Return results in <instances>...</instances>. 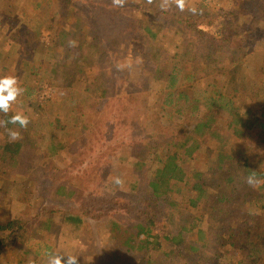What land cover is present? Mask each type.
<instances>
[{
    "label": "rangeland",
    "instance_id": "rangeland-1",
    "mask_svg": "<svg viewBox=\"0 0 264 264\" xmlns=\"http://www.w3.org/2000/svg\"><path fill=\"white\" fill-rule=\"evenodd\" d=\"M199 1L185 0L184 10L187 11ZM217 1L218 11H231V18L239 26L264 31V0ZM74 3L76 10L73 6L67 14L65 12L61 15L56 0H0V78L6 76L16 78L17 86L23 91L10 104L9 109L24 114L30 121L27 128L22 129V142L17 148L19 166L5 177L8 189H4L5 192L0 191V234L8 230L14 231L23 226L26 220L29 221V225L21 229V235L24 234L25 239L22 240V244L29 247V251L19 255L21 245L15 243L17 240L14 242L10 240L9 247L4 248L0 254V264H16L18 256L21 264L32 263L33 249L39 242L41 245L50 244L53 254L78 256L79 264H148L147 260L154 261L153 264H165L167 260L162 254V249L169 248L165 242L160 250L131 251L129 260L115 261L113 253L115 241L110 238L106 229V222L110 219L106 209L117 205L118 200L125 202L130 199L127 201L129 203L139 200L135 196L137 188L132 180L136 175L133 170L139 172L142 169L136 168L133 163L138 160L150 162L148 146L154 141L152 135L156 128L152 124L167 125L173 120L169 121L168 114L159 110V103L154 94L157 86L152 85L153 81L146 76L136 78L135 70L130 68V64H126L127 56L130 53H144L137 54L139 56L135 55L137 57L131 59L143 71L150 57L164 51L172 52L175 50L172 46L176 47L179 36L184 40L185 34L174 33L172 26L163 25L160 20L154 18L151 11L142 8L141 4L133 7L124 4L120 7L114 5L113 0H75ZM150 19H153L151 24L158 33L156 38L158 45L142 29L143 24ZM35 23L41 24L39 35L41 45L39 44L37 51H32L31 54L30 51H25L22 59L12 47V38L19 25L34 27ZM56 28L70 32L68 41L74 42L70 49L62 46L56 49L48 48ZM98 32L101 36L98 42H95L94 36ZM90 38V45L86 42V47L81 50L83 60L76 59L75 53L79 52L85 39L87 41ZM143 44L148 48L145 49ZM161 46L165 47L163 52ZM100 47L103 48L101 54L96 51ZM22 48L19 49L20 52ZM100 63L101 68H98ZM246 63L250 67L244 70L242 79L237 73L233 78L229 77L226 71L224 76L229 77L230 82L223 77L218 80L221 83L227 82L230 87L237 83L246 89L248 84L253 82L254 72L264 67V47L249 46ZM150 64L148 63V67L151 70L153 66ZM116 66L120 77L112 78L110 77L112 69L117 68ZM224 67L229 69L231 65L225 64ZM194 70L199 77V69L194 67ZM133 74L135 75L132 77ZM127 77L131 80H122ZM100 79H106L104 81L110 88L109 93H112L110 83H113L114 92L121 95V101L126 102L123 125L117 122L110 124V115L118 114L124 107H111L113 98L108 94L104 98L98 97L101 93V87L97 86ZM148 83L150 85L146 87ZM25 85L33 87L35 92L27 96L24 91ZM43 85L50 92L46 100H42L46 96L42 93ZM141 89L145 94L136 93ZM136 95L138 97L134 99ZM56 99L59 101L58 104L52 102ZM130 106L136 108L132 109L134 113L130 112ZM112 108L114 110H111ZM137 116L140 118L139 122ZM76 119L77 121H74ZM219 127L218 123L216 128ZM257 131L260 133L245 137L246 142H254L252 161L256 165L258 158L264 157V146H256L259 141L264 143V130ZM49 138H54L56 144L64 145V148L51 159L54 167L62 169L71 162L78 161L77 167L66 171V181L74 191H78L73 198L55 195L64 175H57L55 179L48 165L43 163ZM102 142H105L104 150L99 148ZM232 142L229 138L226 139L223 148L231 155L237 145V143L232 145ZM238 144L237 150L241 151L245 145ZM221 150L219 143H205L190 165L201 170L209 167L216 169L214 158ZM225 173L226 171L222 172V177ZM117 177L123 181L121 185L114 183ZM219 180L214 175H208V182L211 184ZM177 185L181 186L185 197L192 193L190 184L177 182ZM119 188L125 189L128 195L122 192L121 195L110 197L109 190L113 193ZM78 203L85 206L88 204V213H91L89 206L92 213H96L97 207L106 209L99 212L98 218L94 216L92 218L88 213L82 214L80 223L75 225V222L65 220L64 213L73 212ZM119 205L116 207L119 208ZM41 206H46L45 210L54 208L51 211L50 226L42 221L50 214L39 215L37 219H33V214ZM134 207L133 205L129 209L119 208L120 213H116L117 219L127 221L125 225L134 223L136 218L131 215ZM207 209V204H200L193 209L188 206L178 207V210L176 208L175 222L191 228L188 234L190 241L198 239L197 229L208 224L204 222L206 217L209 219ZM249 209L250 205L246 204L243 209L240 207L236 209L235 214L246 219V210ZM193 222L195 224H192ZM250 225L246 223V227L252 228V236L257 237L260 228L257 225ZM15 234L16 237L20 235ZM198 245L199 252L205 256L214 257V249H222L220 243L209 237L207 240L198 241ZM47 262L48 257L40 254L35 257L32 264H48Z\"/></svg>",
    "mask_w": 264,
    "mask_h": 264
},
{
    "label": "trees",
    "instance_id": "trees-1",
    "mask_svg": "<svg viewBox=\"0 0 264 264\" xmlns=\"http://www.w3.org/2000/svg\"><path fill=\"white\" fill-rule=\"evenodd\" d=\"M56 1L59 4L58 12L61 15L65 12L67 14L73 6L76 10L75 0ZM125 4L129 7L141 4L142 8L151 11L154 18L160 20L163 25L172 26L174 33L185 34L184 40L178 35V43L176 47L172 46V49H175L172 52H163L165 47L161 46L163 53H156L150 57L148 63L153 66L151 70L148 63L142 71L131 60L144 53H137L139 55L130 53L126 62L130 64V68L135 70L136 78L146 76L153 81L152 85L157 86L154 94L159 103V110L168 114L169 121L173 120L167 125L152 124L156 128L152 135L154 141L148 146L151 154L150 162L138 160L133 163L136 168L142 169L139 172L133 170L136 175L132 180L137 188L135 196L139 200L131 203L127 202L130 199L125 202L118 200L119 208L129 209L135 206L131 213L132 217L136 218L134 223L125 225L127 221L117 219L116 213H120L117 205L110 209L97 207L96 213H92L89 206L91 213H88V204L85 206L80 203L73 212L64 213L65 220L75 222L77 225L81 221L82 214L88 213L90 217L98 218L99 212L106 209L110 217L106 222V229L110 238L115 241L113 253L115 261L119 262L129 260L131 251L160 250L165 242L169 245L168 249L166 247L162 249V254L167 260L165 264H264V157H259L256 165L252 161L254 142L245 141V137L260 133L257 130H264V67L254 72L253 82L249 83L246 89L245 86H239L237 83L230 87L227 82L221 83L218 80L221 77L225 78L226 71L229 77L233 78V75L237 73L242 79L245 74L244 70L250 67L246 63L247 49L254 45L264 47V31L239 26L231 18V11H218L217 0H200L187 11L179 10L171 0H153L151 4H148L147 0H126ZM192 9L196 11L193 12ZM152 22L153 19H150L144 23L142 29L158 45L156 40L158 33L151 24ZM34 25V27L19 25L12 38V47L22 59H24L25 51H30L29 54H31L32 51H37L39 44L41 45L39 41L41 24L35 23ZM57 28L53 32L48 48L56 49L62 46L67 50L70 49L68 41L70 32L65 31V33L62 28ZM99 36H101L99 32L94 36L95 42H98ZM86 42L90 45L91 38L87 41L85 39L79 52L75 53L76 59L83 60L81 50L86 47ZM144 48H148L146 44ZM96 51L101 54L103 48L100 47ZM225 64L231 67L227 69L224 67ZM78 67L81 66L78 65ZM116 67L112 69L110 76L112 78L120 77L116 70L118 66ZM194 67L199 69V77ZM98 68H101V63ZM229 77L225 78L228 82H230ZM128 78L122 80H131ZM104 80L106 81V79L98 80L97 86L101 87L98 97L104 98L108 94L113 98L111 107H124L118 114L111 112L112 115H110V124L117 122L123 125L125 120L123 113L127 104L120 100L121 95L114 92L113 83H110L112 93H109L110 88ZM146 85L149 87L150 84ZM24 91L27 96H30L35 89L25 85ZM136 93L145 94L143 89ZM134 97L136 99L138 96ZM52 102L58 104L59 101L56 99ZM132 109L136 108L129 107L130 112L134 113ZM17 113L19 112L10 109L7 114L0 112V120H8ZM137 120L140 121L139 116ZM218 123L220 127L216 128ZM9 129L20 133L17 141L9 142ZM22 129L18 124H7L6 127H0L1 192L8 189L5 177L12 174L19 166L17 148L22 142ZM228 138L229 141H233L232 145L237 143L233 155L223 149L225 140ZM209 142L219 143L222 147L221 152H217L214 158L216 169L209 167L201 170L191 166L190 163L195 159L198 151ZM104 143L102 142L99 147L102 150L105 149ZM238 143L245 145L241 151L237 150ZM256 146H264V143L259 141ZM63 148L64 145L56 144L54 138H49L46 151H43V163L48 165L55 179L57 175H64L65 180L63 178L60 180L55 195L73 198L78 191H74L66 181V171L77 167L78 161L75 160L67 167L59 169L54 167L51 160ZM225 171V176L222 177V172ZM252 171H255L259 178V183L254 188L244 182V178ZM208 175L219 178V182L209 183ZM177 182L190 184L192 193L185 197ZM122 192L128 195L127 191L122 188L113 193L109 190L108 194L113 197V195H121ZM200 204H207L209 219L206 217L204 222L208 224L197 229L198 239L190 241L188 234L191 228L175 222V211L178 207L188 206L193 209ZM246 204L250 205V209L246 210V219H244L243 216L236 215L235 210L239 207L243 209ZM45 209L46 206H41L33 214V219H37L39 215L50 214L42 220L50 226L51 211L54 208ZM246 223H250V226L257 225L260 228L257 237L252 236V228L246 227ZM40 224H42L41 221ZM28 225L29 221L26 220L24 225L16 230H8L0 234V254L4 248L9 247L10 240L12 242L17 240L15 243L18 242L21 245L19 255L29 251V247L22 244V240L25 239L24 234L21 235L22 227L25 229ZM15 233L20 234L19 237H16ZM208 237L220 243L222 247V249H214V257L213 255L205 256L199 252L198 241L207 240ZM51 249L50 244L41 245L39 242L33 249L34 259L40 254L49 257V254H53ZM147 261H149L148 264L154 263L151 260ZM16 264H21L20 256L17 257Z\"/></svg>",
    "mask_w": 264,
    "mask_h": 264
},
{
    "label": "clouds",
    "instance_id": "clouds-1",
    "mask_svg": "<svg viewBox=\"0 0 264 264\" xmlns=\"http://www.w3.org/2000/svg\"><path fill=\"white\" fill-rule=\"evenodd\" d=\"M126 0H113V4L122 7ZM153 0H147L148 4H151ZM183 11L185 8V0H171ZM195 12V9H192ZM74 42H70V46H73ZM23 89L17 86V80L14 77H3L0 78V112L7 114L10 104L14 102L18 95L22 93ZM29 119L22 114H15L11 116L8 120H0V127H6L7 124H18L21 128H27L29 124ZM9 142H15L20 138V133L14 130H8ZM244 182L249 187H255L259 183V178L255 171L247 175L244 178ZM116 185H121L123 181L117 177L114 179ZM48 264H79V257L72 254L61 255L59 253L49 254Z\"/></svg>",
    "mask_w": 264,
    "mask_h": 264
},
{
    "label": "built area",
    "instance_id": "built-area-1",
    "mask_svg": "<svg viewBox=\"0 0 264 264\" xmlns=\"http://www.w3.org/2000/svg\"><path fill=\"white\" fill-rule=\"evenodd\" d=\"M42 93H43L44 95H46V96L44 97V99H42V100H46V99L49 97L50 92H49V89H47V87H46L45 85H43Z\"/></svg>",
    "mask_w": 264,
    "mask_h": 264
}]
</instances>
